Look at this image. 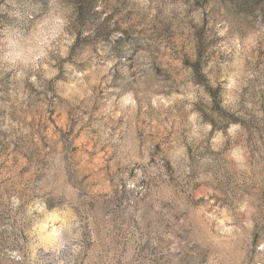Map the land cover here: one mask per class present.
Here are the masks:
<instances>
[{
	"label": "rangeland",
	"instance_id": "rangeland-1",
	"mask_svg": "<svg viewBox=\"0 0 264 264\" xmlns=\"http://www.w3.org/2000/svg\"><path fill=\"white\" fill-rule=\"evenodd\" d=\"M68 3L72 6L76 40L69 56L57 64L58 75L40 90L21 79L13 82L0 78V264H11V253L22 251L25 246L29 250V264H222L221 248L208 235L192 224L176 227L173 220L164 216L165 211H171L170 207L159 208L158 215L153 217L150 213L154 206L145 208L142 204L140 185L121 190L123 178L116 180L107 170V163L105 176L91 181L92 192L85 191L83 195L70 186L61 188L55 179L56 172L45 168L47 158L54 149L58 153L55 163L61 170L65 155L69 154L77 164L79 161L75 159L79 155L86 165H91L96 156L97 143L100 144L99 151H104L101 134L105 121L103 116L96 115L101 107L104 89L99 84L89 88L88 81L77 86L64 85L72 80L74 72L83 71L89 66L86 61L79 62L80 55L89 48L96 52L99 47L107 50L108 55L116 56L119 63L115 66L113 83L109 86L105 84V87H125L128 86V78L122 74V70L128 67L132 46L137 42L143 44L146 39L142 33L134 35L135 30L131 27H120L130 18V0H116L115 4L113 0H68ZM209 3L212 7L201 15L199 28L189 21V25L166 27L156 34L159 44L155 59L160 69L152 71L154 59L150 51L141 53L137 58L145 72L137 77L133 99L136 100L138 117L141 113L146 117L138 119V125L142 126L137 129L138 135L144 136L147 131L148 136H163L169 129L175 128L184 107L192 103L190 111L199 112L202 122L212 123L214 129L221 118H230L233 122L239 119L241 129H233V135L242 134L249 155L259 162L261 150L264 149V117L258 115L260 109L252 114L245 113L240 118L229 117L219 107V89L210 86L201 67L207 59L211 62L213 57L222 64L221 73L233 86L224 96L226 101L233 97L234 89L241 92L246 89L248 95L257 97L264 94V38L259 30H247L248 16L258 9L264 15V3L262 0H196L195 7L204 8ZM47 4L48 0H0V41L6 39L9 43H15L30 27L32 20L46 9ZM221 14L226 20L220 22L221 27L215 30L222 31L223 26L230 22L237 32L229 41L221 39L213 44L214 40L207 39V27ZM117 16L119 18L114 21L113 18ZM113 22L115 26L109 27ZM88 30L92 34L83 36L82 32ZM55 31L54 23L37 28L30 41L38 45ZM118 32L123 35L111 39ZM205 52L209 53L207 57L204 56ZM173 74L183 75L187 80L184 89L174 93L168 89L167 81L171 80ZM191 75L192 82L188 79ZM212 76L214 79L215 74ZM93 79L95 77H89V80ZM99 79L103 81V77ZM195 85L203 86L212 98L210 104L204 103L202 98L195 102L200 91ZM88 91H92L91 96L86 95ZM145 97L148 99L145 100ZM142 100L144 103L151 102L148 108H142ZM153 104L156 106L154 109ZM164 106H167L165 112L168 109H172V112L163 115V122L168 123L170 117L175 119L168 128L162 131L157 129L154 133L149 130L150 125L155 128L152 124L156 119L153 112H159ZM230 106L235 105L230 101ZM116 110L114 106L109 112ZM5 113L12 120V127L6 131L3 130ZM156 123L161 122L157 120ZM169 136L164 139L167 140ZM223 143V137H217V146ZM65 147L68 152H64ZM187 147L193 165L207 151L206 148L202 150L200 145ZM177 153H180L179 150ZM181 160L180 153L179 157H175V162L180 164ZM41 169L45 174L40 178L37 175ZM168 170L172 172L171 168ZM93 171L98 169L93 168ZM89 175L92 174L86 173L81 183L88 181ZM132 175L130 173L129 178ZM64 176L67 178V172H64ZM225 180L230 181L231 177L225 176ZM105 182L110 187L116 185L111 193L104 191ZM47 195L50 206L59 202L52 196L65 201H80L78 212L83 222L78 253L73 254L70 249L61 247L65 242L63 233L71 232L67 219L56 213L32 211L42 203L41 197ZM53 220L61 222V236L47 245L48 251L44 247H35L37 241L48 236ZM260 238L258 231L251 243L255 245ZM254 259L253 250L249 255L250 264ZM15 264H22V261Z\"/></svg>",
	"mask_w": 264,
	"mask_h": 264
},
{
	"label": "clouds",
	"instance_id": "clouds-1",
	"mask_svg": "<svg viewBox=\"0 0 264 264\" xmlns=\"http://www.w3.org/2000/svg\"><path fill=\"white\" fill-rule=\"evenodd\" d=\"M115 3L116 0H113V4ZM195 3L196 0H130L128 6L130 18L122 22L120 27L124 29L131 27L135 30L134 35L142 33L146 39L145 43L137 42L132 46L128 67L122 70V74L128 78V86L105 87V84L109 86L113 83L115 66L119 61L116 56L108 55L107 50H101L99 47L96 52L89 48L80 55L79 62L86 61L89 66L83 71L74 72L72 80L64 84L77 86L88 81L89 88L99 84L104 89L101 93L103 96L101 107L96 112V115L103 116L105 121V128L101 134L104 151H99L100 144L92 141L97 143V149L91 165H86L79 155L75 159L79 161L77 164L68 154L64 156V168L61 170L55 163L58 153L54 149L47 158L45 168H51L56 172L55 179L61 188L66 189L70 186L83 195L85 191L92 192L91 181L105 176L104 169L107 163V170L116 180L123 178L124 184L121 185V190L134 189L138 184L140 185L142 204L145 208L148 205L154 206L150 213L153 217L158 215L159 208L170 207L171 211H165L164 216L173 220L176 227L192 224L208 235L221 248L222 264H250L249 255L253 250L255 259L252 264H264V149L261 150L259 162L254 161L249 155L248 147L243 143L242 134L233 135V129H241L242 123L239 119L233 122L230 118H221L214 129L212 123L202 122L199 112L190 111L191 103L184 107L180 122L175 128L169 129L168 133L163 136L160 134L148 136L145 131L144 136L138 135L137 129L142 127L138 125V119L146 117L143 113L138 117L136 100L133 99L137 77L144 75L145 72L137 58L141 53L150 51L154 59L152 71L156 72L159 68L155 59L156 46L159 44L156 34L166 27L169 29L170 26L189 25V21L199 28L201 15L207 12L212 4L199 8L195 7ZM71 12L72 6L68 0H48L46 9L32 20L30 27L16 39L15 43H9L6 39L0 41V78H7L13 82L21 79L25 84H30L38 90L52 81L58 75L57 64L69 56L76 40V32L73 29L74 17ZM118 18V16L114 17L113 20ZM224 20L226 19L223 14L218 15L207 27V39L214 40L213 44L221 39L229 41L237 32L230 22L223 26L222 31L217 32L215 29L221 27L220 22ZM52 23L56 25L55 32L41 40L38 45L30 41L37 28ZM114 26V22L109 25V27ZM247 30H259L260 36L264 38V15L259 9L248 16ZM90 34H92L91 30L82 32L83 36ZM122 35L123 33L120 32L114 33L111 39L114 40ZM211 45L207 49L210 50ZM208 54L205 52L204 56L207 57ZM221 68L222 64L215 57L211 62L207 59L201 67V72L210 86L219 89L220 109L229 117L236 118L260 109L258 115L264 117V94L257 97L248 95L246 89L243 92L234 89L235 99L233 100V97H229L227 101L224 99L228 89L233 86L221 73ZM89 77L95 79L89 80ZM100 77H103V81L99 79ZM191 77L192 75L188 79L191 80ZM167 81H169L168 89L173 93L178 89L183 90L187 84L183 75L173 74L171 80ZM195 86L200 90L195 102L202 98L204 103L210 104L212 98L204 91L203 86ZM86 95L91 96L92 91L86 92ZM147 99L148 97H145V100ZM230 101L235 106H230ZM150 103V101L144 103L142 100V108H148ZM114 106L117 110L109 112ZM155 107L153 104L152 108ZM166 107H161L159 112H153L156 119L152 124L155 128L150 125L149 130L154 133L157 129L162 131L163 128H168L175 119L170 117L168 123L163 122V115L172 112V109L165 112ZM157 120L161 123H156ZM11 127L12 120L8 119L5 113L3 130L6 131ZM209 133L212 135L210 136ZM165 136L169 138L165 140ZM217 137H223L222 146H217ZM67 141H70V138H67ZM188 145L193 147L200 145L202 150L207 149L196 165L192 164L189 157ZM177 150L182 154L180 164L175 162ZM64 152H68L66 147ZM234 154H238L239 159L234 158ZM93 168L98 171H93ZM169 168L172 169L171 173ZM194 171L195 175H193ZM64 172H67V178ZM86 173L92 175H89L88 181L81 183ZM130 173H133L131 178H129ZM44 174V169H41L37 176L41 178ZM225 176L231 177V180H225ZM141 181L143 184H140ZM113 187L116 185L110 187L107 182L103 185L104 191L109 193L112 192ZM52 197L59 202L50 206L47 195L41 197L42 203L37 204L32 211L56 213L67 219L71 225V232L63 233L65 242L61 247L70 249L73 254L78 253L83 222L78 212L80 201H65L60 197ZM60 228L61 222L53 220L49 226L48 236L37 241L35 247H44L45 251H48L47 245L54 243L57 237L61 236ZM258 231L261 233V238L253 245L251 240ZM35 247L32 249L33 254ZM28 251L25 246L22 251L12 252L11 264H15L16 261L29 264Z\"/></svg>",
	"mask_w": 264,
	"mask_h": 264
},
{
	"label": "snow or ice",
	"instance_id": "snow-or-ice-1",
	"mask_svg": "<svg viewBox=\"0 0 264 264\" xmlns=\"http://www.w3.org/2000/svg\"><path fill=\"white\" fill-rule=\"evenodd\" d=\"M176 156L179 157L180 153H177ZM234 158L239 159V155L238 154H234Z\"/></svg>",
	"mask_w": 264,
	"mask_h": 264
}]
</instances>
